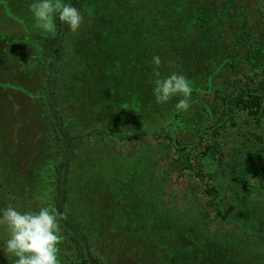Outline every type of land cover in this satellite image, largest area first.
Returning a JSON list of instances; mask_svg holds the SVG:
<instances>
[{
    "label": "trees",
    "instance_id": "obj_1",
    "mask_svg": "<svg viewBox=\"0 0 264 264\" xmlns=\"http://www.w3.org/2000/svg\"><path fill=\"white\" fill-rule=\"evenodd\" d=\"M96 1L67 0L80 10L84 24ZM29 3L0 0V19H8L9 29L14 22L22 28L17 35L0 28V69L8 74V67H17L23 55L34 75L25 88L11 77V81H1L0 76V94L14 86L36 103L32 114L43 127L44 138L35 145L25 143V137L23 142L9 144L7 164L8 168L13 164L12 169L37 167L33 180H40L34 193L39 200L25 207L9 188L11 183L0 175V209L12 205L21 211H38L51 205L63 216L61 264H115L109 247L116 245L111 244L106 225L99 223V215L110 212L112 204L105 202L108 208L104 209L97 192L107 193L108 201L118 194L123 201L133 202L129 187L140 193L142 177L145 191L168 195V202L156 199L164 212L170 214V206L175 205L181 218L187 217L189 224L197 220L206 235H215L228 224L224 231L238 237L236 221L230 222L228 216L245 223V208L264 200V0H130L134 19L120 25L124 27L118 33L130 56L123 61L131 72L128 78L139 82L125 101L124 109L130 110L123 116L129 128L117 119L100 123L89 111L97 108L90 106L99 93H109L103 71L112 64L98 55L95 44L85 46L88 39L81 32L83 26L72 33L57 21L56 35L45 34L34 29L31 21L26 24ZM108 22L104 21L94 39L108 41L103 53L111 58V37L119 26L111 28ZM135 36L141 39L137 53L130 49ZM76 40L80 41L77 50ZM168 50L166 65L185 75L193 87L187 110L177 109L178 96L159 105L149 99L156 79L152 57ZM83 62L93 64L103 76L83 73ZM119 63L116 59L115 68L122 66ZM162 64L159 72L164 77L167 67ZM159 109L167 111V116L162 117ZM156 117L160 124L153 123ZM24 156L28 157L25 163ZM133 162L141 164L139 184L128 177ZM178 174L182 181L171 188ZM111 179L121 182L114 187ZM46 180L53 182L49 192ZM102 187L106 189L97 191ZM262 233L257 236L264 241ZM190 244L185 250L201 251L200 245Z\"/></svg>",
    "mask_w": 264,
    "mask_h": 264
},
{
    "label": "rangeland",
    "instance_id": "obj_2",
    "mask_svg": "<svg viewBox=\"0 0 264 264\" xmlns=\"http://www.w3.org/2000/svg\"><path fill=\"white\" fill-rule=\"evenodd\" d=\"M8 1L17 2V0ZM18 1L20 2L23 0ZM28 1L31 2V0ZM95 6L96 8L91 11L92 13L88 14L89 17L87 18V22L84 24L83 21L81 24V27L83 26L84 28L81 32L83 33L84 39H88L85 46L93 47L95 44L94 47L97 49L98 55L103 59L105 57L107 63L111 62L112 67L103 71V73L106 72L105 77H107L106 84L109 93L103 91L99 93V101L92 100L90 106L96 107L97 105V108L92 109L95 110L94 112L91 110L89 111L95 113L96 121L100 123H110V120L117 119L121 124H125V128H129L126 124L127 120H125L123 116L127 110H130L128 107L124 109L126 106L125 101L129 99L132 88L134 87L135 89L139 82H131L128 78L131 72L128 69V65L123 61L128 60L129 55L126 46L119 41L118 33L124 27L120 25H125L127 22L133 21V6L130 0H97ZM27 11H29V9H27ZM27 17L29 21L26 24L29 25L30 21L33 23L31 14L30 16L27 15ZM105 20L109 21L105 24H110L111 28L119 26L117 31L113 30L114 34L111 37L114 43L111 49V58L109 54L103 53L104 45L107 44L108 41L106 40V42L103 41V43H101L98 38L96 39L97 42L94 39L98 31L100 33V30L103 29ZM6 21L5 19H0V28L3 26L9 29ZM10 21H12V19ZM12 28L14 30H9L13 32V35H17L22 31L21 25L16 24V22L12 24ZM107 38L109 37L107 36ZM140 41L141 39L135 36V39L131 42L130 49L133 50L134 53L139 51L138 47L140 46ZM77 42L80 41L76 40L73 42L76 50L80 48ZM169 54V50L166 53L159 52L158 56L163 63L162 65H166L165 60L169 58ZM226 55L230 54L227 53ZM19 58V63H15L18 65L17 67H8V69H10L8 74L4 71L5 69L1 68L2 71L0 69V76L3 77L1 81L6 82L12 80V82H16L17 85L25 88L31 83L34 75H31L28 70L27 62H29V60H27V56L26 60H24L25 57L23 55ZM116 59H118L120 61L119 64L122 65L120 68H115ZM144 59L148 60L149 57L144 56ZM89 64L83 62L84 67L80 68L83 69V73L87 72L88 74L91 72L94 75L97 74V77L103 76L102 71H99L97 68L95 69V66H92L93 64ZM6 66L7 65H4L3 68H6ZM166 67V73L163 75L164 77L178 71L172 68L169 63ZM96 70L98 71L97 73H95ZM85 75L86 74H84V78L86 79L87 77H85ZM10 77L12 78L11 80H9ZM79 86L80 85H78V87ZM13 87H10V89L6 90L3 94H0V175L6 178L7 183H11V187L9 188L16 195L20 196L22 205L26 207L29 206V204L35 205V201L39 200V195L36 196L34 193L38 190L40 180H37L38 183L36 180H33L37 173V167L33 169L34 171L31 168H27L28 170H26L24 166L19 169H12L13 164L8 168V157H10L8 153L10 149L9 146H13L19 141L23 142L22 140H24V137L25 143L28 141L29 144L35 145L37 141L42 142L41 139L44 138L43 134H41L43 127L40 126L41 124H38L40 121L36 123V117L32 114V112H34L33 107L36 106V103L30 97L22 94ZM149 99L154 100L153 95H151ZM158 112L162 117L163 115L167 116V111H160L159 109ZM102 117L104 121H102ZM159 121L160 120L156 117L153 123L160 124L158 123ZM21 128H23L25 133L28 131V134L24 133L23 135V131L20 130ZM184 129L181 130L183 131ZM2 142H4L3 145ZM24 157L25 159H23V162L25 163L28 161V157ZM45 158H49V156ZM14 164L19 166L17 162H14ZM138 164L140 165L139 168H141L140 162H133L129 166L130 172L128 173V177L130 181H137L139 184L141 171L138 169ZM117 175H119V172L114 173L112 177ZM179 175L180 174L172 180L171 188L180 185L183 177ZM124 177L125 176L120 175V178L125 179ZM113 180L114 179H111V183ZM43 181L44 180H42L41 183H43ZM141 181L140 193H137L138 188L131 185V187H129L128 192L130 198L133 197V202H129V200L126 199L123 201L120 198L122 195L118 194L112 195V200L108 201L107 193L103 191L97 192V194H100L97 197V201L101 203L104 209L108 208L105 202H107V204H112V212L104 213L102 211L99 215L102 221L99 220V223H101V227L102 225H106V227L103 226L104 230L111 233V244L116 245L115 247H109L110 256L115 264H264V241L257 236L259 232H264V200H262L261 203H257V206L251 207V209L250 207L245 208V212L248 216V220H245V223L236 216H228L230 222L236 221L237 227H235V233L236 235L238 234V237L235 236V238L232 236V233L229 234L224 231V228H228V224H226L227 226H220L215 235H206L205 229H201L197 220L189 224L190 222L189 220L187 221V217L186 219L181 218L180 213L182 212H180L175 205L170 206V208H172L170 214L164 212V206L156 199L161 197L163 202H168V195L155 196L153 193L145 191L143 187H146L147 183L145 185V181L142 177ZM113 182L112 186L116 187L121 180L119 183L118 179ZM45 184V188L48 192L53 189L52 181L46 180ZM104 189H106V187L97 189V191ZM122 191L127 192V190ZM125 197L129 198L128 196ZM190 219H192V215ZM118 223L120 224L117 225ZM249 228L251 230H249ZM128 231L130 233H128ZM247 233H249L248 236H246ZM262 234L264 235V233ZM7 238V229L1 225L0 247H2L3 241ZM188 241L190 242L188 243ZM191 241L194 243L195 247L201 246L199 248L202 249L199 253H193L191 249L185 250L186 245H189V247L191 246ZM168 254L169 256L167 257ZM12 261V257L6 253L0 252V264H12Z\"/></svg>",
    "mask_w": 264,
    "mask_h": 264
},
{
    "label": "clouds",
    "instance_id": "obj_3",
    "mask_svg": "<svg viewBox=\"0 0 264 264\" xmlns=\"http://www.w3.org/2000/svg\"><path fill=\"white\" fill-rule=\"evenodd\" d=\"M34 29L56 35L59 21L72 33H77L84 21L80 10L67 0H31L28 5ZM154 67L152 95L156 104H166L173 96L181 97L177 109L187 110L193 87L189 79L178 73L161 77V59L153 55ZM61 213L51 205L38 211H21L12 205L0 209V225L5 226L8 238L3 241L0 252L13 258L12 264H61L59 244L64 239L60 230Z\"/></svg>",
    "mask_w": 264,
    "mask_h": 264
}]
</instances>
